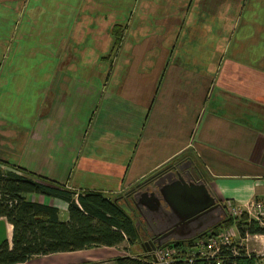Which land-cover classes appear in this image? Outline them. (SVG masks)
<instances>
[{"label":"crops","instance_id":"1","mask_svg":"<svg viewBox=\"0 0 264 264\" xmlns=\"http://www.w3.org/2000/svg\"><path fill=\"white\" fill-rule=\"evenodd\" d=\"M14 1L2 0L10 29L0 53L14 52L19 30L26 43L33 21L39 40L28 41L20 63L16 56L0 60V111L12 107L35 122L18 128L0 117L1 172L16 165L75 196L99 190L109 197L169 162L192 161L219 202L264 196V0H23L22 16ZM118 24L125 28L110 54ZM55 46L80 59L35 78L33 71L19 72L28 68L26 54L30 62L33 52ZM34 79L46 87L42 113L31 115L25 99L39 92L30 89ZM53 81L61 99L51 103ZM11 136L20 138L17 148ZM26 198L57 207L67 220L66 201ZM11 238L12 225L0 216V243L11 245ZM126 254L124 241L11 264H114Z\"/></svg>","mask_w":264,"mask_h":264},{"label":"trees","instance_id":"2","mask_svg":"<svg viewBox=\"0 0 264 264\" xmlns=\"http://www.w3.org/2000/svg\"><path fill=\"white\" fill-rule=\"evenodd\" d=\"M114 35L115 43L110 54L118 46L121 32L115 29ZM11 167L14 168L7 172L0 171V216L5 217L12 225L11 245L7 240L0 243V264L23 262L33 256L56 252L77 251L96 246L111 247L124 241L129 244V254L115 258L114 264H148L150 252L139 246V226L136 218H140L132 194L156 179L169 166L161 168L121 196L109 197L99 190H80L75 196V192L55 181L16 165ZM29 194L56 197L66 201L67 220L60 219L57 207L27 199ZM226 201L220 202L225 208ZM234 222L226 212L222 221L193 239L204 238L210 232L215 234L222 227H232ZM236 225L242 235L244 229L250 233H264L256 222L248 221L246 214L239 217ZM193 239L167 242L159 247L170 246L172 243L174 246H182ZM233 261L242 264L239 259Z\"/></svg>","mask_w":264,"mask_h":264},{"label":"water","instance_id":"3","mask_svg":"<svg viewBox=\"0 0 264 264\" xmlns=\"http://www.w3.org/2000/svg\"><path fill=\"white\" fill-rule=\"evenodd\" d=\"M191 165L192 161L180 167L184 170L182 174L181 171L161 174L153 181L156 188L152 190L138 189L132 194L145 232H150L155 239L151 241L150 251L168 241L193 239L217 225L226 215L206 182L192 177Z\"/></svg>","mask_w":264,"mask_h":264},{"label":"built area","instance_id":"4","mask_svg":"<svg viewBox=\"0 0 264 264\" xmlns=\"http://www.w3.org/2000/svg\"><path fill=\"white\" fill-rule=\"evenodd\" d=\"M227 215L234 219L229 228H219L204 238L185 242L182 246L157 247L151 251L148 264H264V233H250L244 229L242 235L236 221L246 214L248 221L256 222L264 230V196L254 198L246 204L226 201ZM211 235V236H210Z\"/></svg>","mask_w":264,"mask_h":264},{"label":"rangeland","instance_id":"5","mask_svg":"<svg viewBox=\"0 0 264 264\" xmlns=\"http://www.w3.org/2000/svg\"><path fill=\"white\" fill-rule=\"evenodd\" d=\"M23 2H24L23 0H15L14 1V3H16V4L18 3L19 4L17 9L21 8V10L19 12H17V13H20L19 16H22V14H23V12H22ZM4 4H6V3H2V0H0V33L2 35H4V36L0 37V40L7 39V35L9 34L8 30L10 29V26H9V23H8L9 22V13H8V11H6L7 8H6V6ZM32 4L35 5V2L33 1ZM26 7H27V5H26ZM31 14L34 15L35 12H31ZM17 21H19V20L17 19ZM21 24H22V22H21ZM32 25H33V28H32V31H31V37L26 41V43L23 42V41H20L19 38H18V36H22V37L24 36L23 31L22 30L17 31L15 36L12 37L13 41L16 40L15 41L14 52L0 53V60L7 61L9 58L16 56V62L20 63V59L21 58H22V60L24 59L23 51L30 47V44L28 43V41L31 42L32 46L37 45L38 40H39L38 31H37L38 25H39V21L38 22H34L33 21ZM49 25H50V23H49ZM121 27L125 28L121 24L120 25L119 24L118 25H113L112 31L114 29H117L119 32L122 33V31L119 30ZM113 34H115L114 31H113ZM44 36H46V33H44ZM12 38L10 40H12ZM45 40L47 42H51V37L49 38V35H48V37H45ZM52 41L54 42L55 40L52 39ZM87 43H90L89 39H87ZM11 44H12V42L9 43V48L11 47ZM116 49H117V47H116ZM116 49H115V51H116ZM46 50H47L46 53L33 52L32 54H30V62L27 61L28 57H27V54H26L25 63L28 64V68H26V69L23 68V69H21V71H19V70L18 71L21 74H25V73H29V72L33 71L34 74L32 75V77L35 78L37 76V74H39V73H43V72H49L50 74L53 73L55 71V68H56L54 66H59V69H60V67H64L63 66V61L70 62V61H77V60L80 59L78 57V54L65 53V51L60 46L47 47ZM43 51H45V50H43ZM97 53H98V51H97ZM104 60L106 62H108V63L111 62V60H109V58H105ZM34 62H37V63L35 64ZM60 70H62V69H60ZM56 71H57V69H56ZM58 76L56 75L54 77V76L51 75V77H49V79H51V78L54 79V78H56ZM34 81H35V79H34ZM53 84H54V81L47 83V97H48V102H49V99L52 96L51 103L55 99L57 100V102L60 101V99H61L58 94L56 95V94L52 93L53 92L52 91ZM44 87H46V85H42L41 83H37V81H35V84L30 86L31 90H34V89H38L39 90V92L37 94H35V92H31V94L28 93L29 94L28 98L25 99V101L28 103L27 107L29 108L31 115L33 113H35L36 111L39 114L42 113L41 112V109H42L41 106L43 104L42 101L44 100V95H45L44 91L42 90V88H44ZM13 101H14V97H12V104H13ZM0 117L10 120L11 121V127H18L19 128V126L25 125L26 127L29 128V127H32L34 122H35L34 121L35 118H33V117H28V118L22 117V116L18 117L17 116V110H14L12 107H9V109L6 110V111L1 110L0 111ZM1 127H7L8 130L11 129L9 124H4ZM7 140H9L10 144H14L13 148H17L18 144L20 143V138L19 137L14 138L13 136H11V138L7 139ZM176 163L177 162H175V163L169 162L168 165H166V166H169V167L172 166V165L174 166V164H176ZM186 163H187V165L190 164L189 161L186 162ZM2 167H4L3 168L4 172H7V168L5 166H2ZM154 180H156V179H154ZM154 180H152L151 183ZM152 186L154 188H156V186H154L153 183H152ZM142 189H146V188H142ZM65 216L66 215L64 213L61 215V217H65ZM136 223H137V225L140 228L144 229L143 223L141 222V218L140 219L136 218ZM239 230H240V228H239ZM149 246H143V247L146 248L148 250V252H150V256H151V251L149 250V248L151 246L150 247ZM123 249H124V246H123ZM124 250H126V248Z\"/></svg>","mask_w":264,"mask_h":264},{"label":"flooded vegetation","instance_id":"6","mask_svg":"<svg viewBox=\"0 0 264 264\" xmlns=\"http://www.w3.org/2000/svg\"><path fill=\"white\" fill-rule=\"evenodd\" d=\"M175 166H170L168 169H166L163 173H167V172H169V171H173V172H175V173H178V171H181V174L184 172V170H180V167H183V166H186V165H184L183 163H180V164H174ZM195 165H191L190 167H192L191 169V171H190V173H191V175H192V177H195L196 176V174L195 173H197L198 172V169H197V167L195 166ZM163 173H161V174H163ZM184 175V174H183ZM160 176V175H159ZM158 176V177H159ZM171 177H173L172 175H171ZM153 183V182H152ZM152 183L150 182L149 184H145L142 188H148V189H154V187L152 186ZM138 211V210H137ZM139 213V212H138ZM139 218H141V216H140V214H139ZM142 223H143V225H144V222L142 221ZM138 234H139V246L140 247H143V246H151L152 245V243H151V241H153V240H155L154 238H153V236H152V234L150 233V232H145V229H142V228H140V227H138ZM168 242H173V241H168ZM149 246V247H150Z\"/></svg>","mask_w":264,"mask_h":264}]
</instances>
